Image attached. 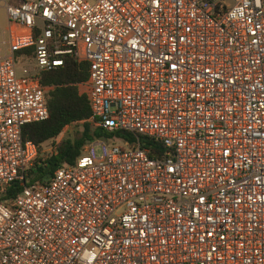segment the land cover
Returning <instances> with one entry per match:
<instances>
[{
	"label": "built area",
	"instance_id": "2783aa9c",
	"mask_svg": "<svg viewBox=\"0 0 264 264\" xmlns=\"http://www.w3.org/2000/svg\"><path fill=\"white\" fill-rule=\"evenodd\" d=\"M4 9L0 264H264V0ZM22 52L36 72L18 74ZM66 57L88 65L79 88L94 128L129 133L134 146L113 137L122 145L98 157L97 140L30 184L42 152L23 129L49 119L53 87L40 77ZM49 143L46 158L61 142Z\"/></svg>",
	"mask_w": 264,
	"mask_h": 264
},
{
	"label": "trees",
	"instance_id": "16d2710c",
	"mask_svg": "<svg viewBox=\"0 0 264 264\" xmlns=\"http://www.w3.org/2000/svg\"><path fill=\"white\" fill-rule=\"evenodd\" d=\"M25 53L18 54V57ZM40 78L42 86L53 87L47 93L50 117L44 122L25 126L23 139L32 141L42 151V145L49 142L54 143L68 127L80 126L82 132L74 139L64 138L55 154L45 160L39 158L34 168L30 170V184L36 181L46 182L59 168L65 165H74L77 159L83 155L85 146L102 139L107 134L102 129H95L90 122L92 117L90 102L87 96L80 92L79 85L89 79L86 63H78L73 58L66 57L63 67L52 72H43ZM109 135V138L124 139L134 146V137L129 133L119 131ZM142 148L151 150V158H157L163 152L156 142L144 138L142 139ZM18 192L19 188L11 189L8 198H12Z\"/></svg>",
	"mask_w": 264,
	"mask_h": 264
},
{
	"label": "rangeland",
	"instance_id": "374dc122",
	"mask_svg": "<svg viewBox=\"0 0 264 264\" xmlns=\"http://www.w3.org/2000/svg\"><path fill=\"white\" fill-rule=\"evenodd\" d=\"M12 2V1H10ZM8 39V20L6 16V12L0 10V57L6 55L8 53V46L2 45L4 41ZM19 68L18 74L20 75L24 69L29 70L31 73L36 72V63L29 58L21 57L19 59ZM82 128L80 126H71L64 131V134L57 139V141H62L64 138H75L78 134H81ZM108 134V133H107ZM105 135L102 139L98 140L101 145L95 147L96 153L98 157H101L103 154V147H111L112 145H122L121 142L112 138H109V134ZM117 142V143H116ZM50 148V143H46L42 145V153L40 158L44 160L46 158V150ZM39 164V163H38Z\"/></svg>",
	"mask_w": 264,
	"mask_h": 264
},
{
	"label": "crops",
	"instance_id": "0c3cea01",
	"mask_svg": "<svg viewBox=\"0 0 264 264\" xmlns=\"http://www.w3.org/2000/svg\"><path fill=\"white\" fill-rule=\"evenodd\" d=\"M10 1H16V0H0V10L3 11V12H6L5 9H4V6L7 2H10Z\"/></svg>",
	"mask_w": 264,
	"mask_h": 264
}]
</instances>
